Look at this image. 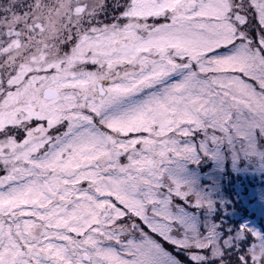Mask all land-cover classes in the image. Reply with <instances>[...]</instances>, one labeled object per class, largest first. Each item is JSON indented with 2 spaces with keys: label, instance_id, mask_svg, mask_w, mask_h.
<instances>
[{
  "label": "snow or ice",
  "instance_id": "obj_1",
  "mask_svg": "<svg viewBox=\"0 0 264 264\" xmlns=\"http://www.w3.org/2000/svg\"><path fill=\"white\" fill-rule=\"evenodd\" d=\"M256 172L264 0H0V264H264Z\"/></svg>",
  "mask_w": 264,
  "mask_h": 264
},
{
  "label": "rangeland",
  "instance_id": "obj_2",
  "mask_svg": "<svg viewBox=\"0 0 264 264\" xmlns=\"http://www.w3.org/2000/svg\"><path fill=\"white\" fill-rule=\"evenodd\" d=\"M211 170V165L206 164L203 166L201 174L206 176ZM229 170L231 169L229 168ZM230 179L241 188L247 187L251 199L257 201L260 199L259 193L264 189V175L259 172L242 176H236L233 174ZM225 182L228 183V180ZM245 206L249 211L252 222L256 224L257 227H264V206H261L259 203H249Z\"/></svg>",
  "mask_w": 264,
  "mask_h": 264
}]
</instances>
